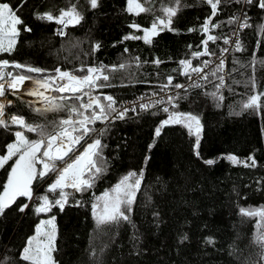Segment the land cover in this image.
I'll list each match as a JSON object with an SVG mask.
<instances>
[{
	"label": "trees",
	"instance_id": "1",
	"mask_svg": "<svg viewBox=\"0 0 264 264\" xmlns=\"http://www.w3.org/2000/svg\"><path fill=\"white\" fill-rule=\"evenodd\" d=\"M138 2L150 11L129 13L127 0H98L96 8L89 0H0L23 21L17 26L14 51L0 53V60L26 67L5 71L43 80L57 68L83 77L88 75L87 68L104 65V75L109 79L98 83L106 86L96 88L91 95L95 91L110 95L115 106L135 96L162 92L161 86L169 76L173 77V85L184 82L188 76L182 74L180 61L190 60L195 68L210 56H192L193 52L203 51L201 41L207 34L200 29L211 15L210 6L206 0H180L178 6L175 0ZM258 3L221 0L218 14L212 19L219 27L210 30L218 37L208 42L211 54L219 51L239 22L248 25L240 29L243 50H235L229 59L227 86L218 93L223 100L211 95L219 80L210 75L204 86L183 91L180 96L184 98L179 99L175 109L169 106L170 111L191 112L201 118L199 156L194 149L195 137L181 124L168 125L155 137V128L168 115L161 106L109 123L97 121L90 127L97 132L103 129V135L93 133L85 138H99L105 145L98 164L103 172L93 187L83 192L66 188L70 195L64 209L54 207L47 214L34 211L39 203L36 200L21 213L19 207L29 201L17 198L0 215V264H29L21 259L23 248L39 221L50 216L56 217V264H264V247L257 242L258 234H264V220L240 211L264 209V97L259 108L243 107L250 96L264 93V9ZM73 5L83 20L65 28L63 35L58 34L59 25L54 21L37 18L44 12L59 15L61 9ZM166 7H178L172 30L159 31L151 43L123 39L144 35L131 28L132 24L150 28L157 17L166 19ZM25 26L31 31H25ZM156 60L160 63H154ZM121 64L125 65L122 69ZM27 67L43 72H28ZM82 68L85 71H80ZM2 81L10 78L5 75ZM52 93L55 97L61 95L58 91ZM4 94L11 102L3 117L7 127L0 126V155L6 154L8 143L15 142L14 133L24 130L10 123L13 115L24 117L28 124L45 125L49 131L54 123L68 118L66 110L34 111L47 107L12 93L8 87ZM24 134L30 140L39 138L26 130ZM83 144L71 159L83 152ZM149 145L154 146L149 149ZM229 154L249 163L248 158L254 157L255 166L233 164L225 158ZM14 158L0 168V192ZM209 159L215 163L206 164ZM141 170V185L128 213L131 222L98 225L92 209L95 197L110 190L130 171L139 174ZM51 175L34 182V197L48 195L53 202L59 198V189L55 193L47 191L54 181L49 179Z\"/></svg>",
	"mask_w": 264,
	"mask_h": 264
},
{
	"label": "snow or ice",
	"instance_id": "2",
	"mask_svg": "<svg viewBox=\"0 0 264 264\" xmlns=\"http://www.w3.org/2000/svg\"><path fill=\"white\" fill-rule=\"evenodd\" d=\"M248 3H254L255 0H247ZM90 6L96 8L98 6V0H89ZM178 6L180 0H175ZM127 11L129 13H144L150 11L145 9L138 0H127ZM206 4L211 8V15L207 17L200 29L203 33L207 34L206 38L201 41L203 45V51H196L192 53L194 58H198L203 55H211L208 52V42H215L218 37L211 35L210 30L219 27L217 24L212 23L213 17L218 14V6L221 4V0H206ZM258 6L264 9V0H259ZM178 11V7H166L163 9L165 18L157 17L150 28H142L141 25L132 24L131 28L138 31H143V36L127 35L123 39H142L145 43H151L153 37L159 34V31L165 29H171L172 18L175 17ZM40 20H46L49 22H55L60 25L57 29L58 34L63 35L64 29L69 26L78 25L83 16L73 5L69 9H61L59 15H54L51 12H44L37 16ZM235 19H239L238 17ZM231 22V21H230ZM23 21L15 15L8 3H0V53H10L14 51L17 43V37L19 36V29L17 25H22ZM241 28L247 27L246 23L240 25ZM25 31H31V28L25 26ZM194 31V29H189ZM230 41L224 40L227 44ZM100 46L96 45L98 49ZM191 47V46H190ZM236 50L242 51V45L239 40L236 41ZM127 51V49H125ZM222 52L228 51V49H222ZM138 59V58H137ZM154 63L159 64L160 61L156 60ZM210 61H204L203 67H192L190 60H182L180 64L182 66V74L191 78L192 73L201 74L204 72V68H207ZM9 67L25 68L26 66L19 63H12L8 60H0V81L4 80L5 75L10 78L8 88L16 90L20 84L26 79L30 80L31 77L25 75L13 76L12 72H6ZM121 69L125 67L124 64L119 66ZM104 65L99 67H89L86 69L88 75L83 77H77L68 71H62L57 68L54 74L47 76L43 80H36L34 83L37 85L35 90L29 92V95L36 96L38 100L47 105L45 109H34L36 112L41 111H61L66 110L68 113L67 119H61L58 123H54L51 131L45 125H33L25 122L24 117L13 115L10 118L12 125H20L27 132L37 133L38 139L29 140L24 132L16 131L14 133L15 142L8 143L6 145L7 152L5 155H0V168H4L5 165L13 160L15 162L11 166V171L8 173L7 181L3 185V191L0 192V215L4 211L10 208L16 203L17 198H26L29 203H24L19 207L21 213L29 209L30 203L34 200L39 203L34 208L37 214H47L52 211L54 207H58L61 211L67 204V198L70 195L65 191L66 188H72L76 192L87 191L93 187L94 180L99 177V174L103 172V167L98 166L100 163V154L105 147L102 144L101 139L96 138L91 143H87L83 152L79 155H75L74 159L71 157L76 152L77 148L81 146V142L85 141L86 137H91L93 133L97 136L103 135L104 130L101 129L97 132L94 127L97 121L112 119H124L129 111L136 112V108L131 109L122 108L117 110L115 107L116 101L110 95H91V92L96 88H102L106 85L98 83V81H107L109 77L104 75ZM114 70V69H113ZM224 70V60L221 59L220 63L216 65L214 71L210 74L216 76L219 83L215 85L216 91L211 93L213 98L222 101L223 96L218 95L221 89L225 87L224 76L217 73H221ZM28 72L41 73L40 68L27 67ZM85 71V69H80ZM208 74H204L200 78L206 80ZM173 77L169 76L165 85L161 86V91L166 90L169 86L177 89L184 88V85L172 83ZM254 86V81H253ZM190 87L199 88L201 84L193 83ZM43 88L44 91L39 89ZM49 90L58 91L61 93L59 97L48 96L45 93ZM5 93V84L0 83V96ZM67 93V95H64ZM153 96L156 93L152 94ZM87 97V102H85ZM264 93L254 94L249 97L243 107L259 108ZM184 97L179 94L168 95L167 103L171 105L173 109L176 108L179 99ZM141 100L144 98L141 97ZM72 101V103H69ZM165 103L163 98L157 100H149L148 103H140L139 108L141 111H146L157 105ZM4 105L0 104V126L7 127L4 116ZM162 111L167 113V118L162 120L160 124L155 128V137L161 135L162 129L168 125L181 124L188 129L189 135L195 137L194 149L196 155L199 156V146L201 140V133L203 125L201 118L191 112H180L178 110H171L169 107H163ZM115 113L114 116L112 114ZM74 117H76L74 119ZM154 145H149L151 149ZM233 164L243 163L245 166H255L254 157H249L251 161H241L235 155L229 154L225 157ZM70 160V162H69ZM63 163V167H59V163ZM206 164L212 165L214 160H206ZM38 165L41 167L38 169ZM55 173V180L48 185L47 191L55 193L59 189V198L54 202L50 201L48 195L35 196L34 190L36 185L35 181L45 180L49 175ZM87 174V176H86ZM143 177V170L140 173L130 171L123 176L110 190H106L101 196L95 197V201L92 204L93 216L96 218L98 225L114 224L121 221L131 222L130 215L131 206L135 201L136 192L141 185V178ZM102 202V203H101ZM77 205L80 201L76 202ZM98 209H100L98 211ZM243 214L254 217L259 216L264 220V209L255 210H240ZM56 217L50 216L48 219H41L35 226V234L29 237L27 244L23 248L21 253V259L29 262V264H56L53 259L52 253L55 251V241L57 237V226L55 224ZM187 237H184L186 239ZM212 241L209 240V243ZM257 242L264 247V234H258Z\"/></svg>",
	"mask_w": 264,
	"mask_h": 264
},
{
	"label": "built area",
	"instance_id": "3",
	"mask_svg": "<svg viewBox=\"0 0 264 264\" xmlns=\"http://www.w3.org/2000/svg\"><path fill=\"white\" fill-rule=\"evenodd\" d=\"M240 25H241V22H239L238 25L235 28H233L232 31L228 34V36L225 38V39H228L230 41L229 43L225 44L223 42V44L221 45V47H220L218 52L211 54L209 56V58L204 60V61H210V63H209L207 68H204V72L203 73H201L199 75L196 74V73H192L191 74V78L188 77L184 82L180 83L181 85H184V88H182V89H177V88L166 89V90H164L162 92L156 93L155 96L152 95L155 92L150 93L149 95H145V96H135V97H132L130 99H127L126 101L121 102V104H119V106H115L117 108V110H120L122 108L131 109V108L135 107L136 108V112L129 111L127 113L126 117H129V116H132L133 114L137 113L138 111H141L140 108H139V104L140 103H148L149 100H157V99H161V98H163L165 100V103L162 104V105H157V106L169 107L171 105H169L166 102L168 95L175 96L176 94H179V96H180V94L183 91H185V90L196 89L195 87H190V85L193 84V83H199V84H201V87L204 86L207 83V80L209 79V77L211 75L210 72L216 67V65H218L220 63L221 59L224 60V70H223V72H221V75L224 76V84H225L224 88H226L227 80H228V63H229V59H230L231 55L236 50V41L239 40V37H240V29H241ZM222 49H228V51L222 52L221 51ZM198 67H203V62ZM204 74H208V77H207L206 80H203V79L200 78ZM52 95H53V93H52ZM94 95H99V94H94ZM141 97H143L144 99L141 100L140 99ZM37 105H40V106H43V107H47V105L45 103H43V102L39 103V104L37 103ZM114 115H115V113L112 114V116H114ZM114 120H117V119H112V117L110 116L109 120H106V121H103V122L109 123V122H112Z\"/></svg>",
	"mask_w": 264,
	"mask_h": 264
},
{
	"label": "rangeland",
	"instance_id": "4",
	"mask_svg": "<svg viewBox=\"0 0 264 264\" xmlns=\"http://www.w3.org/2000/svg\"><path fill=\"white\" fill-rule=\"evenodd\" d=\"M140 3V2H139ZM18 26V25H17ZM59 27H60V25H59ZM28 80V79H27ZM31 81H32V84H31V86H35L32 90H35L36 89V87H37V85L34 83L36 80H39V79H33V78H31L30 79ZM10 81H0V83H4L5 84V92H6V89H7V87H8V83H9ZM24 84L26 85V86H28V85H30V83H28V81H25L24 82ZM11 90V89H10ZM40 90V89H39ZM44 89L43 88H41V90L40 91H43ZM94 90H96V89H94ZM49 91H51V90H49ZM11 92L12 93H14V94H19V92H17V91H15V90H11ZM53 92V91H52ZM51 93V92H50ZM94 94H100V93H98V92H94ZM93 94V95H94ZM19 95H23V94H19ZM24 96H26V95H24ZM50 96H53L52 95V93H51V95ZM26 97H29V95L28 96H26ZM32 96H30L29 98L31 99V100H33V98H31ZM35 98H37L36 96H35ZM34 102H36V103H42L41 101L40 102H38V101H35V100H33ZM11 101L9 100V98H7L6 96H5V94L3 95V96H1L0 97V104H3L5 107H4V116H5V114H6V110H7V108H8V105H9V103H10ZM3 116V117H4ZM15 116H17V115H15ZM25 119V118H24ZM22 127V126H21ZM24 129V128H23ZM24 130H26V129H24ZM24 130L22 131V132H24ZM26 136V135H25ZM27 137V136H26ZM28 138V137H27ZM30 140V139H29ZM92 141H90V139H87V140H85L84 141V144H83V146H85L86 147V145H87V143H91ZM79 148V147H78ZM77 148V149H78ZM15 159V158H14ZM69 162H70V160H69ZM58 166L59 167H63L64 166V164L61 162V163H59L58 164ZM41 166L40 165H38V168H40ZM50 178H53L54 180H55V178H56V174L55 173H53L50 177H49V179ZM49 179H47V181L49 180ZM49 217H47V218H44V219H48ZM52 256H53V253H52ZM54 259V258H53Z\"/></svg>",
	"mask_w": 264,
	"mask_h": 264
},
{
	"label": "bare ground",
	"instance_id": "5",
	"mask_svg": "<svg viewBox=\"0 0 264 264\" xmlns=\"http://www.w3.org/2000/svg\"><path fill=\"white\" fill-rule=\"evenodd\" d=\"M25 81H28V83H30V85H28V86H26L25 84H24V82ZM22 84H20L19 85V87L15 90V91H17V92H19V94H23V95H26V96H28L29 95V92L30 91H32V89L35 87H33V86H31V84H32V81L31 80H25ZM10 83V82H9ZM40 90H41V88H40ZM44 91V90H43ZM50 92H52V90L51 91H47L45 94L46 95H48V96H50L51 95V93ZM30 96H32L31 98H33V100H35V101H38V102H40V100H38L37 98H35V96H33V95H29V97ZM1 97V96H0ZM42 102V101H41Z\"/></svg>",
	"mask_w": 264,
	"mask_h": 264
},
{
	"label": "water",
	"instance_id": "6",
	"mask_svg": "<svg viewBox=\"0 0 264 264\" xmlns=\"http://www.w3.org/2000/svg\"><path fill=\"white\" fill-rule=\"evenodd\" d=\"M19 95V94H18ZM21 96H23V97H26V96H24V95H21ZM26 98H28V97H26ZM30 99V98H29ZM31 100V99H30ZM31 101H33V100H31ZM34 102V101H33Z\"/></svg>",
	"mask_w": 264,
	"mask_h": 264
}]
</instances>
